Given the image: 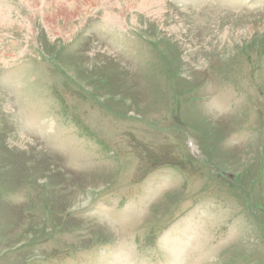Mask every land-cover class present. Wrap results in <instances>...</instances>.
Returning a JSON list of instances; mask_svg holds the SVG:
<instances>
[{
  "label": "rangeland",
  "instance_id": "1",
  "mask_svg": "<svg viewBox=\"0 0 264 264\" xmlns=\"http://www.w3.org/2000/svg\"><path fill=\"white\" fill-rule=\"evenodd\" d=\"M154 1L0 0V264H264V0Z\"/></svg>",
  "mask_w": 264,
  "mask_h": 264
},
{
  "label": "bare ground",
  "instance_id": "2",
  "mask_svg": "<svg viewBox=\"0 0 264 264\" xmlns=\"http://www.w3.org/2000/svg\"><path fill=\"white\" fill-rule=\"evenodd\" d=\"M159 4H158L157 1H154V0H139L138 7H140L141 9H144V10H147L148 9L149 11H147V12L153 14L151 12L152 9H153V7L154 6L157 7ZM56 5H57V3H56Z\"/></svg>",
  "mask_w": 264,
  "mask_h": 264
}]
</instances>
